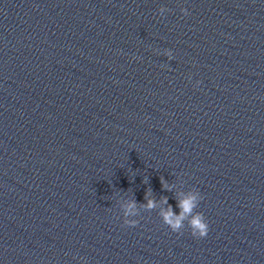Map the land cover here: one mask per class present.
<instances>
[{"label": "water", "instance_id": "obj_1", "mask_svg": "<svg viewBox=\"0 0 264 264\" xmlns=\"http://www.w3.org/2000/svg\"><path fill=\"white\" fill-rule=\"evenodd\" d=\"M0 264H264V0H0Z\"/></svg>", "mask_w": 264, "mask_h": 264}, {"label": "clouds", "instance_id": "obj_2", "mask_svg": "<svg viewBox=\"0 0 264 264\" xmlns=\"http://www.w3.org/2000/svg\"><path fill=\"white\" fill-rule=\"evenodd\" d=\"M168 11L166 8L161 7L159 13L161 16ZM185 15L187 11L181 9ZM166 55L169 59H172V53L170 50H166ZM199 83V82H197ZM162 187L165 186V180L161 178ZM148 193H145V199H147ZM202 200V196L198 190L194 192H189L183 199L177 201V207L179 209V214H177L172 205L168 204L167 197L163 198L164 204L167 205L166 209H161L159 215L162 218V222L167 225L173 232H180L181 229L185 227V222H187L188 227L191 230V234L195 237L203 238L208 234L209 225L204 217L203 213L196 211L199 202ZM137 201L133 200L124 206L123 210V223L127 226H136L138 224L137 219H129L128 217L136 216V205ZM156 201L148 199L147 204L144 205L148 209H153L156 207Z\"/></svg>", "mask_w": 264, "mask_h": 264}]
</instances>
